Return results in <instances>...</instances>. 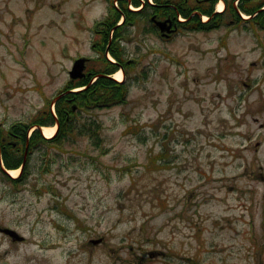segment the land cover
Segmentation results:
<instances>
[{
	"label": "rangeland",
	"instance_id": "rangeland-1",
	"mask_svg": "<svg viewBox=\"0 0 264 264\" xmlns=\"http://www.w3.org/2000/svg\"><path fill=\"white\" fill-rule=\"evenodd\" d=\"M110 11L0 0L4 126L52 110L78 55L104 68L93 25ZM223 18L169 37L142 18L118 29L120 58L135 60L124 100L80 110L16 185L0 171V225L24 236L0 232V264H264V29Z\"/></svg>",
	"mask_w": 264,
	"mask_h": 264
},
{
	"label": "trees",
	"instance_id": "trees-1",
	"mask_svg": "<svg viewBox=\"0 0 264 264\" xmlns=\"http://www.w3.org/2000/svg\"><path fill=\"white\" fill-rule=\"evenodd\" d=\"M135 6L140 5V0H130ZM171 1V0H170ZM216 0H197L196 5L194 7H184L180 3H175L179 6L181 9V13L186 18L185 21L179 22V25L182 29H200V28H211L217 25H220L222 20L224 19L223 16L226 14L230 19H233L234 22L238 21H246L250 22L253 26H259L264 29V9L257 12L253 17L244 20L242 19L238 12L236 11V8L232 4V0H225L226 3V9L224 13H214L213 14V5ZM120 5L119 9L116 8L112 0H110L111 7L113 10H115L110 16H107L104 20L97 22V26L100 25L101 27V34H104L103 36V43L102 48H104V45L107 41L108 33L111 30L112 26L115 24L116 20L120 17L121 14L124 15V21L123 24H128L130 22H135L136 19L142 18V20H147L149 12L144 8L132 11L127 8L128 0H119ZM157 4H164L167 2V0H154ZM169 2V1H168ZM148 7H152L156 12L162 14V11H175L172 7H165L164 5H151L148 2L144 3ZM264 5V0H258L256 2H252V0H241L238 4L239 8L243 11H245L248 14L254 13L260 6ZM193 9H198L201 13L210 15L211 17L206 22H201L198 15H194L192 17H189L190 12ZM176 17L175 15L173 18ZM185 25V26H184ZM118 35V29L115 32V37ZM114 44V39L111 42V45L109 46L110 53L116 57V59H120V53L116 50ZM105 67L102 70L99 71H93L91 74L102 72L103 74H107L112 72L117 68L118 65L114 64L113 62H110L107 58L104 57ZM124 67L126 65H123ZM88 82V78L83 80H77L75 82L69 81L65 87V89H69L76 86H82ZM127 91V83L125 82H117L110 77L106 76H99L93 84L84 87L78 91L75 92H68L61 98L57 100L55 103L56 113L59 120V129L56 133V135L53 138L47 139L44 138L38 129H35L31 136H30V146L36 145L40 141L44 142L45 144L51 143L52 145H57L62 142L63 139H65L68 134L73 132V123L75 120V117H68L66 118V109L69 110V100L68 98H72L73 101H76L79 108L86 109L90 107H100V106H107L109 105V102L115 103V102H122L125 98ZM54 120L53 114L51 113L48 106L45 107V109L36 114L32 120L28 123H38V124H49ZM92 122H89L88 124H85L84 122L81 123L83 125L84 133L89 134L91 136L94 135V130L92 129ZM28 124L23 123H17L13 126H23V128H26ZM87 126V127H85ZM92 129V132H91ZM80 133V132H78ZM2 157L4 161V165L6 167H16L20 161L21 156L15 155L12 152H7L6 150H2ZM162 164L165 163L164 160H162ZM26 167L24 168V172L21 176L17 178H9L11 182H19L22 179V176L26 173Z\"/></svg>",
	"mask_w": 264,
	"mask_h": 264
},
{
	"label": "flooded vegetation",
	"instance_id": "flooded-vegetation-1",
	"mask_svg": "<svg viewBox=\"0 0 264 264\" xmlns=\"http://www.w3.org/2000/svg\"><path fill=\"white\" fill-rule=\"evenodd\" d=\"M172 12V11H171ZM157 13L158 12H154ZM170 12L167 10L162 11V17L160 18H166L170 16ZM160 26L166 27V24L161 23ZM100 37V36H99ZM100 49V46L97 48V50ZM84 77H88L87 75ZM11 124L9 126H4L3 122H0V153L2 150H6L7 152H12L13 154L19 156L20 148L23 146L22 149V160L26 156L25 162L27 160V155L29 153V139H28V126L26 128H23V126H13L15 125Z\"/></svg>",
	"mask_w": 264,
	"mask_h": 264
},
{
	"label": "water",
	"instance_id": "water-1",
	"mask_svg": "<svg viewBox=\"0 0 264 264\" xmlns=\"http://www.w3.org/2000/svg\"><path fill=\"white\" fill-rule=\"evenodd\" d=\"M154 17V16H153ZM158 22V21H156ZM162 23H165L164 21ZM161 25V23H159ZM160 29L161 31H164V27L163 26H160ZM85 59L84 57H79L77 59H75L74 63H73V66H72V69L70 70V76L72 78H76L78 76H83L84 74L82 73V70L84 68V62H85ZM0 231L2 233H5L7 234L8 236L11 237V239L13 241L15 240H22L23 237L21 235H19V233L17 231H15L14 229H11L9 227H5V226H0Z\"/></svg>",
	"mask_w": 264,
	"mask_h": 264
},
{
	"label": "bare ground",
	"instance_id": "bare-ground-1",
	"mask_svg": "<svg viewBox=\"0 0 264 264\" xmlns=\"http://www.w3.org/2000/svg\"><path fill=\"white\" fill-rule=\"evenodd\" d=\"M222 6H223L222 2L219 1L217 6H216L217 7L216 9L217 10H222ZM112 76L116 80H121L123 75H122V72L120 70H118L115 73H113ZM54 130H55V126H42V128H41V131H42L43 135L46 136V137L52 136L53 133H54ZM8 171H9V174L11 176H16L18 174L19 170L18 169H9Z\"/></svg>",
	"mask_w": 264,
	"mask_h": 264
}]
</instances>
